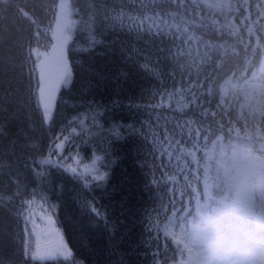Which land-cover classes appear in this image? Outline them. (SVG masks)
I'll list each match as a JSON object with an SVG mask.
<instances>
[{
  "label": "trees",
  "instance_id": "trees-1",
  "mask_svg": "<svg viewBox=\"0 0 264 264\" xmlns=\"http://www.w3.org/2000/svg\"><path fill=\"white\" fill-rule=\"evenodd\" d=\"M62 3L70 79L46 123ZM263 72L264 0H0V262L179 264L171 222L225 211L234 149L264 158ZM158 114L191 138L162 152ZM93 157L105 180L81 172Z\"/></svg>",
  "mask_w": 264,
  "mask_h": 264
},
{
  "label": "rangeland",
  "instance_id": "rangeland-1",
  "mask_svg": "<svg viewBox=\"0 0 264 264\" xmlns=\"http://www.w3.org/2000/svg\"><path fill=\"white\" fill-rule=\"evenodd\" d=\"M73 26L74 21L69 17L67 5L62 3L58 9L55 28L51 31L53 43L42 55V63L48 66L49 75L47 94L42 106L46 123L52 116L60 87L66 85L70 79L68 73L66 81L63 80L67 70L69 71L67 44ZM92 159H95V162L82 165L81 172L97 179L102 168L98 161L96 162L98 157ZM231 163L230 190L236 205L227 212L217 234L213 233L210 226L195 227L189 236L187 232H182L183 238L190 240L191 247L197 254L188 258L184 264H264V158L247 150H239L233 154ZM57 229L69 256L70 250L62 232L58 227ZM37 230L39 234L36 231L35 234L38 237L33 239L36 243L44 232L43 225L37 227ZM39 241L41 244L44 240ZM51 243L56 241L52 239ZM31 250L34 251V248L31 247ZM47 251L45 249V252ZM63 252L62 248L50 257H62L58 254Z\"/></svg>",
  "mask_w": 264,
  "mask_h": 264
},
{
  "label": "snow or ice",
  "instance_id": "snow-or-ice-1",
  "mask_svg": "<svg viewBox=\"0 0 264 264\" xmlns=\"http://www.w3.org/2000/svg\"><path fill=\"white\" fill-rule=\"evenodd\" d=\"M153 2H159V0H153ZM141 37L137 36V39H140ZM174 57L180 56L182 58V54L180 52L173 53L172 54ZM122 74L118 73L117 74V79L121 78ZM155 121V128L152 129V139L155 140L159 145H161V151H164V147L166 146L167 148L171 149L172 144L174 141L171 139V137H167L168 133H171L172 136H179V137H185L187 136L188 138H191L193 129L189 127L191 123L194 121H184L180 122L175 120L174 117L169 116V115H163V114H158L154 117ZM155 129H160V131H156ZM3 129L0 128V132H2ZM49 161H41V163H48ZM74 172V171H73ZM36 173H34V178ZM107 177L105 176H99L97 177L98 180H105ZM98 220L100 219L99 214H97ZM107 221V215H104V220L101 221V223H104ZM104 226L106 230L109 232V237L111 238L114 236L115 231L118 229V225L115 222L107 221V223H104ZM71 254V253H70ZM67 259V257H65ZM175 259V257H173ZM2 264V262H0ZM153 264H155V256L153 260ZM165 264H167V261H165Z\"/></svg>",
  "mask_w": 264,
  "mask_h": 264
},
{
  "label": "bare ground",
  "instance_id": "bare-ground-1",
  "mask_svg": "<svg viewBox=\"0 0 264 264\" xmlns=\"http://www.w3.org/2000/svg\"><path fill=\"white\" fill-rule=\"evenodd\" d=\"M249 237H250V236H249ZM249 237H248V238H249Z\"/></svg>",
  "mask_w": 264,
  "mask_h": 264
}]
</instances>
